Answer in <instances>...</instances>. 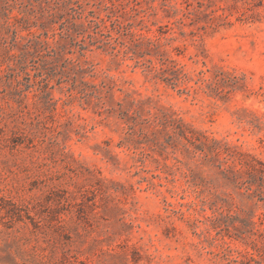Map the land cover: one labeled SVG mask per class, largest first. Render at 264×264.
<instances>
[{"label": "rangeland", "instance_id": "obj_1", "mask_svg": "<svg viewBox=\"0 0 264 264\" xmlns=\"http://www.w3.org/2000/svg\"><path fill=\"white\" fill-rule=\"evenodd\" d=\"M141 2L150 39L107 21L60 86L0 81V264H256L264 194L219 167L264 163V0Z\"/></svg>", "mask_w": 264, "mask_h": 264}, {"label": "trees", "instance_id": "obj_2", "mask_svg": "<svg viewBox=\"0 0 264 264\" xmlns=\"http://www.w3.org/2000/svg\"><path fill=\"white\" fill-rule=\"evenodd\" d=\"M172 1L162 0L161 6L174 12L180 10L184 15L189 14V0ZM183 4L186 9L179 7ZM198 4L202 9L203 4ZM100 11H104L106 15L102 16ZM155 14V8L152 5L143 7L141 0H0V81L6 79L18 101L22 99L21 86L24 85V80L28 83L32 81L33 85H38L41 89L60 86L58 74H64L67 70L75 71L77 68L82 70L80 62L64 58L67 46L78 48V52L82 54L95 44L91 43L92 40L100 37L107 38L104 44H112L111 40L114 38L107 21L111 26L116 25L119 35H125L129 39H150L142 31L150 30L149 23H152L151 17ZM133 25L138 26L140 32H133ZM86 38L89 39L90 46L80 43ZM117 40L118 37H115L114 42ZM97 42L103 41L99 39ZM48 57L52 58V66H48ZM60 59H64L61 66L53 65ZM35 60L41 61L40 66L31 65L33 68L30 69L29 64ZM141 65L144 66L145 63ZM58 68L59 72L56 71ZM30 70H37L33 80ZM238 155L244 159L240 160V168L220 164L223 179L234 189L243 190L247 197L256 193L261 196L264 194V163L250 155ZM223 219L225 218L220 212V218L213 219L214 228H221ZM221 232L231 237L227 227L219 229L217 233ZM249 236L255 237L250 245L258 259L248 251L244 256L256 264H264V230H250ZM238 238L244 237L240 235Z\"/></svg>", "mask_w": 264, "mask_h": 264}]
</instances>
